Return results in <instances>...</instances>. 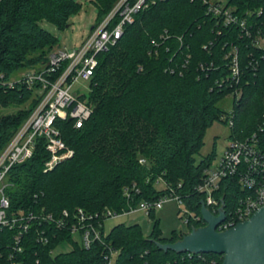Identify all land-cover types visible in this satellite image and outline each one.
Listing matches in <instances>:
<instances>
[{
	"label": "trees",
	"instance_id": "trees-1",
	"mask_svg": "<svg viewBox=\"0 0 264 264\" xmlns=\"http://www.w3.org/2000/svg\"><path fill=\"white\" fill-rule=\"evenodd\" d=\"M90 1L98 9V24L119 0ZM226 1L264 32V0ZM79 9L76 0H0V106L25 104L15 112L0 113V150L39 97L38 85L29 88L13 75L43 67L56 45V37L40 21L63 28L67 17ZM118 21L116 13L111 25ZM231 45L238 54L237 83L229 78L226 53ZM97 62L89 90L80 96L92 109L89 118L80 127L71 120L56 121L63 141L73 149L72 156L44 171L49 153L43 137H36L31 157L12 165L7 173V212L43 208L58 216L67 210L70 218L78 208L93 214L106 208L121 213L142 200L159 198L172 187L192 213L200 214L203 196L197 185L212 163L214 149L196 155L205 130L215 121L227 124L223 117L227 112L218 103L241 88L239 99L233 95L230 137H244L261 121L264 59L260 49L239 27L217 24L203 0H145L116 43L97 54ZM158 180L164 182L163 189L155 187ZM239 194L237 184L228 179L217 192L224 196L227 209ZM188 225L190 230L204 222ZM35 228L32 225L22 238L18 264H108L107 244L118 251L114 264H203L197 254L160 249L156 241L174 242L183 234L160 237L157 223L147 237L137 224L119 223L107 234L101 226V239L89 247L65 229L53 227L46 231L48 242L42 243ZM14 232L0 228V264L10 263ZM65 242L71 249L55 253ZM202 254L217 258L219 264L223 259L222 254Z\"/></svg>",
	"mask_w": 264,
	"mask_h": 264
},
{
	"label": "built area",
	"instance_id": "built-area-1",
	"mask_svg": "<svg viewBox=\"0 0 264 264\" xmlns=\"http://www.w3.org/2000/svg\"><path fill=\"white\" fill-rule=\"evenodd\" d=\"M144 2L145 0H135L132 3L129 0H119L112 11L90 29L77 48L68 51L55 47L49 51L43 67L27 69L17 77V81L26 84L29 88L38 85L39 97L31 113L0 150V228L15 230L13 248L8 254L9 264H18L16 256L22 252V238L32 225L36 226L35 229L39 233L37 240L42 243L48 242L49 237L46 231L48 232V229L53 227L65 229L84 247H89L93 240L101 239L99 227H103V221L107 217L134 210L149 213L151 210L155 211L160 208L165 201L170 199L184 204L181 197L170 187L159 198L142 200L130 207L128 211L121 213L106 208L100 213L93 214L78 208L73 218H70L67 210H62L58 216L46 213L43 208L38 211L29 209L11 214L7 212L9 207L5 192L7 173L12 165L24 162L31 157L36 137H43L45 148L49 153V157L44 162V171L72 156L73 149L63 141L56 121L58 119L71 120L75 127H80L89 118L92 109L80 98L85 92L75 86L81 82L89 84L98 63L97 54L106 51L116 43L122 35L123 26L132 22L133 14ZM203 2L207 6V12L213 15L217 24L239 27L242 33L251 39L252 45L260 49V56L264 59V32L262 30L253 27L246 16L236 14L234 8L227 5V1L203 0ZM255 12L259 15L262 10L258 9ZM116 13L119 14V21L111 25ZM249 13L246 12L248 15ZM226 57L230 61L229 78L237 83L240 77V67L235 46L231 45ZM230 95L239 99L241 88H236ZM233 115L234 110L231 108L226 116H223L226 117L230 130L233 128ZM261 135L264 137V111L254 131L241 138L229 137V144L224 153L214 164L211 163L206 168L201 182L197 185V190L203 196L202 201L210 213L218 216L220 207L223 209L224 217L216 225L218 231L228 229L248 219L264 205V139H261ZM139 161L143 162V159ZM227 179L237 184L240 193L232 197L228 209L224 196L217 195L221 182ZM125 192L129 194L127 187ZM190 221H203L204 225L206 224L201 213L195 214L191 211L185 217L187 224ZM39 226H41L40 229H38ZM107 246L109 247L108 264H114L118 251L111 244ZM187 253L189 256L197 254V258L203 264H219V260L215 257L207 258L202 253Z\"/></svg>",
	"mask_w": 264,
	"mask_h": 264
},
{
	"label": "rangeland",
	"instance_id": "rangeland-1",
	"mask_svg": "<svg viewBox=\"0 0 264 264\" xmlns=\"http://www.w3.org/2000/svg\"><path fill=\"white\" fill-rule=\"evenodd\" d=\"M76 1L80 3V9L67 17L66 25L63 28H59L46 20L40 21V25L56 37V45L53 49L55 47H60L71 51L77 48L89 33L91 26H94L97 22V7L90 0ZM23 72L25 71H18L13 77H18ZM75 87H78L79 90L83 92H88L89 90V84L86 82L78 83ZM24 106L25 104L18 105L9 103L7 106H0V113L6 114L15 112ZM218 106L223 111L228 112L233 106V97L227 95L220 100ZM230 131L227 124L220 121L213 122V124L205 130L203 146L196 157L199 158L200 156H204L214 149V158L212 160L214 164L222 156L229 144ZM155 187L157 189H163L165 187L164 182L158 180L155 183ZM178 209H180V214L177 213ZM189 213L190 211L185 207V204H179L175 199H170L165 201L160 208L156 209L151 214L143 210H134L128 213L107 217L103 221V230L107 234L116 224H137L143 236L147 237L152 233L154 224L157 223L159 236L168 238L171 236L172 232L184 234L189 231V225L185 222V217ZM70 249V243L65 242L56 247L54 252L68 251Z\"/></svg>",
	"mask_w": 264,
	"mask_h": 264
},
{
	"label": "water",
	"instance_id": "water-1",
	"mask_svg": "<svg viewBox=\"0 0 264 264\" xmlns=\"http://www.w3.org/2000/svg\"><path fill=\"white\" fill-rule=\"evenodd\" d=\"M200 202V213L206 224L192 227L174 242L156 241L160 249L222 254L221 264H264V205L248 219L218 231L216 225L224 217L222 207L219 215L215 216L205 207L202 200Z\"/></svg>",
	"mask_w": 264,
	"mask_h": 264
}]
</instances>
